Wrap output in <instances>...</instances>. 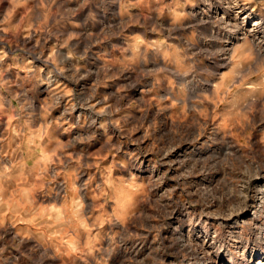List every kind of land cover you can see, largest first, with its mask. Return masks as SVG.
Here are the masks:
<instances>
[{
  "label": "clouds",
  "instance_id": "obj_1",
  "mask_svg": "<svg viewBox=\"0 0 264 264\" xmlns=\"http://www.w3.org/2000/svg\"><path fill=\"white\" fill-rule=\"evenodd\" d=\"M0 264H264V0H0Z\"/></svg>",
  "mask_w": 264,
  "mask_h": 264
}]
</instances>
